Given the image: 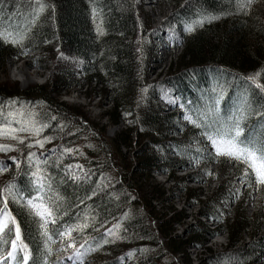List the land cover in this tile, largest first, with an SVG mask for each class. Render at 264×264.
Wrapping results in <instances>:
<instances>
[{
    "label": "trees",
    "instance_id": "trees-1",
    "mask_svg": "<svg viewBox=\"0 0 264 264\" xmlns=\"http://www.w3.org/2000/svg\"><path fill=\"white\" fill-rule=\"evenodd\" d=\"M158 1L171 10L167 20L184 30L181 52L171 62L169 77L164 82L169 94L179 101L175 109L181 112L173 109L166 113L165 106L160 107L152 99L141 108L139 93L147 90L148 64L138 59L142 53L134 42L139 34L146 39L151 23L148 18L143 24L138 0H49L55 4V13L46 11L34 25L29 23L32 11L29 0H3L0 7V28L30 29L22 46L0 40L1 69L11 60H27L31 65L41 62L40 67L46 69L48 61L63 54L75 72L63 70L56 74L53 69L54 81L25 90H20L16 83H0V102L18 101L11 109L5 103V112L25 107L38 98L37 118L49 125L43 135L56 144L49 153H38V161L34 162L33 158L31 163L27 159L31 150L19 146L20 168L11 163V168L0 174V187L14 181L26 201L29 193L36 194L34 183H30L32 173L37 166L41 169L44 194L57 199L56 223L49 229L53 249L49 264L69 261L62 246L53 242L59 237L57 232L85 224L88 227L84 228L82 238L89 240L92 248L99 249L93 258L95 264H176L175 260L190 264L189 249L193 247L208 251L209 256L201 264H255L257 255L264 258V235L259 236L261 229L264 230V218L261 216L262 221H257V211L251 217L242 214L238 196L233 199L236 205L231 212L225 211L212 205L214 192L202 202L201 194L186 188L185 177L175 176L177 170L196 165L206 175L211 165L219 163L204 150L202 138L208 141L202 134L205 129L180 124L183 114L197 118L221 90L222 118L239 115L236 110L244 94L254 109H264V93L245 79L261 72L260 82L264 83V0H253L245 10L237 9L236 0ZM94 8L98 13L95 20ZM202 14L220 18L211 23L206 21L203 27L187 33L185 24L201 18ZM97 25L102 27L103 35H98ZM147 46L144 40L142 57L151 54L152 48L147 50ZM67 88L84 89L87 97L90 94L105 97L110 92L109 111L98 121L90 119L83 106L60 100V92ZM53 115L56 120L49 118ZM214 119L210 115L207 122ZM262 124L264 120L249 114L245 131L258 135ZM110 127H118L112 137L107 135ZM89 142L91 147L87 145ZM168 148L173 149L172 156L167 155ZM158 173L165 175L169 183L181 184L182 191L195 205L209 204L200 209L199 216L214 218L223 226L226 249L236 248L243 234H249L253 240L231 253L232 257H224V253L212 254L203 247L206 236L213 233L205 228L192 227L187 239H177L172 227L186 216L163 206L168 200L164 186L154 180ZM189 178L200 181L197 174H190ZM23 201L10 203L9 208L21 224L25 242L41 264L44 238L38 231L39 218L30 214ZM158 205L163 208L158 209ZM115 221L120 224L118 241L103 233V227Z\"/></svg>",
    "mask_w": 264,
    "mask_h": 264
},
{
    "label": "rangeland",
    "instance_id": "rangeland-1",
    "mask_svg": "<svg viewBox=\"0 0 264 264\" xmlns=\"http://www.w3.org/2000/svg\"><path fill=\"white\" fill-rule=\"evenodd\" d=\"M137 9L140 13V18L143 24L147 22L149 18L151 27L150 33L146 37V39H142V36L137 35V39L134 42V46L139 53L143 54V50L141 49L144 40L148 42V46L145 49L149 50L152 48L151 54L144 55V59L141 55H138V59L140 61L148 64L146 82L145 86L147 90L139 93V97L142 99L141 108H145V103L148 99H152L155 103H157L160 107L165 106L166 113H170L175 109L176 106H179V101L170 93L167 87L164 86V82L167 80L169 66L172 61H174L175 57H177L181 52L182 45V32L177 25L168 21V15L170 14V8L163 6L158 0H139ZM167 21V22H166ZM165 24V25H164ZM160 34V41H156L154 37ZM151 47V48H150ZM155 51L154 54H152ZM58 54V53H56ZM147 54V53H146ZM61 58V54H58L52 60L48 61V66L46 69H42L40 67L41 62H36L33 65L29 63L27 60H11L6 63L4 69L0 68V83H16L20 90H25L30 87H34L36 85L46 84L49 80L54 81L56 75L53 71L62 72L63 70H73V66L69 64V60L66 56ZM68 62V63H67ZM75 74L74 71H72ZM67 82V81H65ZM151 93V94H150ZM153 93V94H152ZM61 97L60 100L72 106H83L84 109L89 113L88 116L90 119H94L98 121V118L102 115H105L106 112L109 111L110 108V100L107 97H96L93 94L87 97L84 92V89L77 90L67 88L60 92ZM151 95V96H150ZM89 98V99H88ZM56 99V98H55ZM174 99L176 103H170L169 100ZM36 101H31V104L25 105V107H20L14 110H24L27 108L29 111L37 113L40 110V106L38 104V98H35ZM105 118H103L104 120ZM104 123V121H102ZM192 123L185 124L187 127H190ZM13 127H19V125L13 123ZM118 127H110L107 129V135L109 137L114 136L117 132ZM44 131V130H43ZM44 132L41 133L39 137L31 138L25 141V145L28 143H32L34 146L30 149L31 152L35 153L34 162H37L36 158L37 154L41 155L47 154L50 151L54 150L56 144H51L50 142H46L43 148H40L38 145H35V139H44ZM22 136H29V133H21ZM180 136H177L179 139ZM84 141V140H83ZM6 141H0V143ZM11 143H15L12 141ZM91 142L87 145L90 146ZM93 146V145H92ZM91 147V146H90ZM169 147V146H168ZM172 148H168L167 155L172 156ZM214 153H215V149ZM17 151H10L7 153H0V161H3L5 165H7V169H10L11 166L10 161L14 163L13 158L18 160ZM27 151L25 150L26 154ZM216 155V153H215ZM219 160V163H215L210 166L209 172L206 175L203 174L201 167L198 165L193 168L179 169L176 171L175 176L179 178H186L184 185L188 190L193 191L195 194L200 195L199 199L208 200L211 194L214 192V197L212 198V202L217 205L219 208L225 209V211L231 212L234 204L233 199L235 200L238 196L239 203H241V209H243L242 214H245L246 217H251L252 214L257 211L258 215L256 216L257 221H262L261 216L264 218V186L257 185L255 183V174L248 169V176H245L246 165L231 160L227 157H214ZM9 161V162H7ZM220 161H224L225 164L220 163ZM199 164V163H197ZM201 165V164H199ZM76 165H73V169L75 170ZM36 172V170H35ZM211 173V175L209 174ZM190 174H197V177L200 181L190 180ZM154 180L157 183H161L164 186L165 190V198H167V202L163 204L164 207L172 208L174 210H178L184 212L186 216L184 220L179 224L173 225V234L176 235L182 241L187 239L190 235L191 231H193L192 227H197L200 229H207L213 232L210 236H206L204 248H208L211 250L212 254L214 253H224V257H232L234 251L236 249H241L246 246L253 239L249 238V234H243L242 240L236 245V248L226 249V240L224 238L223 226L217 224V220L214 218L205 219L199 216L200 209L204 207H208V205H195L194 202L188 200V196L186 192L182 191V185L177 182H167L166 176L163 174H156ZM202 180V181H201ZM34 181V178H33ZM166 181V182H165ZM251 181V183H249ZM222 184L221 186H219ZM222 189H219L221 188ZM44 188L43 193L44 194ZM238 192V194H237ZM237 202V201H236ZM160 205L157 206L160 209ZM163 207H161L162 209ZM165 214L168 211H164ZM260 218V219H259ZM78 226V225H77ZM77 226H72V228H77ZM80 226V225H79ZM119 229L120 224L118 221L108 224L103 227V233L105 236L112 238L115 237L116 240H121L119 237ZM111 230V231H110ZM83 230H77L72 232V237L75 240L76 247L79 249L81 253H83L82 257H77L72 248L68 247L70 240L69 238L63 237L65 240L67 250H63L66 252L65 254L69 257L72 253V259L75 260L76 264H81V260L83 264H95L94 257L96 256L99 249H94L90 245V241L82 238ZM215 234V235H214ZM264 235V230L261 229L259 232V236ZM87 241L84 248H79V245ZM264 250V248H263ZM257 255L255 264H262L264 262L263 255ZM208 251L206 249L199 250L195 247L189 249V258L191 260L190 264H201V260L208 257ZM232 260V259H230ZM235 260V259H234ZM176 264L178 263L175 260Z\"/></svg>",
    "mask_w": 264,
    "mask_h": 264
},
{
    "label": "snow or ice",
    "instance_id": "snow-or-ice-1",
    "mask_svg": "<svg viewBox=\"0 0 264 264\" xmlns=\"http://www.w3.org/2000/svg\"><path fill=\"white\" fill-rule=\"evenodd\" d=\"M253 0H236V6L238 10H245L251 7ZM3 5V0H0V7ZM29 7L32 9L30 13L29 23L34 25L37 20L48 10L55 13V4L50 3L49 0H29ZM98 15L96 9H93L94 20ZM216 15L202 14V17L185 24V31L192 33L197 27H203L207 21L211 23L213 20L219 19ZM30 29L24 31H8L7 29L0 28V40L5 43H10L15 46H22L23 42L28 37ZM98 35H103V29L100 25H97ZM61 58L63 54H61ZM261 72H256L252 75L245 77L246 81H249L251 85L258 89L261 93H264V83L260 82ZM247 92V90H246ZM223 99V90L217 95L211 105L206 107L205 111H201L197 118H193L192 115L185 114L184 119L189 123H192L197 128L205 129L203 135L210 142L211 147L215 149L217 157H227L231 160L240 162L246 165L245 176H248V169L255 174V183L257 185L264 186V124L261 125V130L258 135H251L246 133L247 120L249 114L256 116L259 120H264V109L256 110L250 104L247 94H244L239 100V107L232 116L228 118L220 117L219 104ZM170 103L175 104L176 100L170 99ZM5 103L11 109L13 105L18 103L16 100L0 102V141H6L0 143V153H7L10 151H21V145L26 146L29 150L34 146L32 143L25 145V141L31 138L39 137L45 127H48L46 123L42 122L37 117L38 113L29 111L27 108L24 110H9L5 112ZM214 116L216 119L209 121V116ZM51 120H56V116L49 117ZM203 121V122H198ZM13 123L19 125V127H13ZM63 127V126H61ZM21 133H29V136H22ZM50 137H44V139H35V145L40 148L44 147L46 142H50ZM14 141L15 143H11ZM71 151V149H66ZM199 151V149H198ZM35 157V153L28 151L27 159L29 163ZM16 163L17 169L20 168V163L13 158ZM7 170V165L3 161H0V174H3ZM41 169L37 166L36 172L32 173L34 181L35 196L29 197L26 201H23V197L20 196V189L17 188V184L14 181H10L3 187H0V264H38V258L33 255V250L30 249L29 244L25 242V238L22 234V228L20 222L17 221L15 215H13L9 204H20L22 201L29 210L30 214L39 219L36 221L38 225V231L44 238V245L41 251L40 261L41 264H49L48 258L52 256L53 249L50 246L52 236L49 234L50 230L47 225L49 223H56L55 220V207L57 205V199L51 196H47L43 193V177L40 175ZM211 175V173H209ZM251 183V181H249ZM88 227L87 224L77 226V228L69 227L64 231H59L57 234L60 237H68L70 243L68 247L72 248L75 255L79 258L83 256V253L76 247L75 240L72 237V232L83 230ZM111 231V230H110ZM87 241L79 245V248H84ZM67 250V249H65ZM69 260L72 256L68 257ZM81 264L83 261L81 260Z\"/></svg>",
    "mask_w": 264,
    "mask_h": 264
},
{
    "label": "bare ground",
    "instance_id": "bare-ground-1",
    "mask_svg": "<svg viewBox=\"0 0 264 264\" xmlns=\"http://www.w3.org/2000/svg\"><path fill=\"white\" fill-rule=\"evenodd\" d=\"M187 123V122H186ZM213 157V156H212Z\"/></svg>",
    "mask_w": 264,
    "mask_h": 264
}]
</instances>
